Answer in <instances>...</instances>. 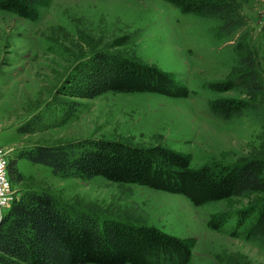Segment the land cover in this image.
I'll return each instance as SVG.
<instances>
[{
  "label": "rangeland",
  "instance_id": "374dc122",
  "mask_svg": "<svg viewBox=\"0 0 264 264\" xmlns=\"http://www.w3.org/2000/svg\"><path fill=\"white\" fill-rule=\"evenodd\" d=\"M234 1L244 24L231 35L220 33L218 20L181 13L164 0H44L35 20L0 10V152L8 159L22 147L106 138L161 144L188 155L193 166L257 160L264 179V89L248 94L237 85L218 93L208 87L237 76L248 51L264 85V0ZM103 55L153 65L189 93L68 94L66 85L81 81V71ZM217 97L248 106L222 120L207 106ZM33 118L39 119L33 131L19 130ZM16 166L23 179L13 182L7 174L12 196L0 205V218L22 191H46L98 220L158 227L185 239L189 264H264V231L249 236L245 225L235 226L242 211L252 213L246 224H253L264 191L196 206L179 193L102 176L64 177L20 157ZM217 216L221 226L211 228Z\"/></svg>",
  "mask_w": 264,
  "mask_h": 264
},
{
  "label": "trees",
  "instance_id": "16d2710c",
  "mask_svg": "<svg viewBox=\"0 0 264 264\" xmlns=\"http://www.w3.org/2000/svg\"><path fill=\"white\" fill-rule=\"evenodd\" d=\"M44 0H0V10L35 20ZM181 13L218 20L221 34L231 35L244 23L234 0H164ZM264 35V23L261 26ZM243 70L226 81L208 84L213 92L239 86L248 94L264 89L258 64L251 51L240 58ZM81 71V81L67 84L68 94L94 97L106 92H153L186 97L189 89L155 66L122 57L93 58ZM74 79V77H73ZM71 82L73 80H70ZM69 81V82H70ZM212 115L222 120L240 116L248 102L233 98H209ZM33 118L19 130H34ZM7 160L11 181L23 179L16 158L50 166L54 174L90 179L102 176L119 183L179 193L194 205L264 191L257 160L239 163L208 162L191 165L190 157L161 144L139 146L99 138L57 145H33L17 149ZM252 214V213H251ZM251 214L238 213L235 226L245 225L247 235L263 233L264 208L251 226ZM222 218L209 220L218 229ZM191 245L158 227L135 225L118 219L98 220L53 197L46 191L24 190L0 218V264H189Z\"/></svg>",
  "mask_w": 264,
  "mask_h": 264
},
{
  "label": "built area",
  "instance_id": "2783aa9c",
  "mask_svg": "<svg viewBox=\"0 0 264 264\" xmlns=\"http://www.w3.org/2000/svg\"><path fill=\"white\" fill-rule=\"evenodd\" d=\"M7 158L0 152V205H7L12 196L11 182L7 173Z\"/></svg>",
  "mask_w": 264,
  "mask_h": 264
}]
</instances>
